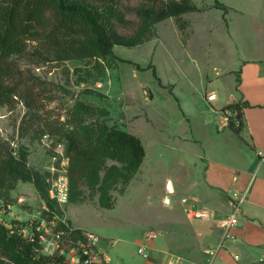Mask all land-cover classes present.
<instances>
[{
  "label": "rangeland",
  "instance_id": "1",
  "mask_svg": "<svg viewBox=\"0 0 264 264\" xmlns=\"http://www.w3.org/2000/svg\"><path fill=\"white\" fill-rule=\"evenodd\" d=\"M122 1L125 20L117 27L122 34L133 35L140 27L135 9L144 0ZM192 1L205 11L182 15L190 22L186 35L169 17L153 25L147 42L115 46V57L106 60L71 57L58 62L52 56L40 60L33 45L14 58L24 75L38 76L52 85L57 99L47 109L55 111L53 118L65 121L79 101L106 108L108 124L141 138L145 159L125 192H120L121 185L112 190L113 209H102L97 189L86 185L80 187V201L64 209L55 202L47 205L32 182L17 180L0 198L7 226L59 217L72 229L98 234L100 249L107 252L111 264H168L167 253L176 256L178 264H191L187 256L197 222L186 218L180 201L198 196L196 183L202 179V153L191 141V130L197 139L210 144L212 105L238 96V75L230 70H238L242 60L255 57V0ZM217 2L227 10L216 7ZM149 65H154L159 80L152 69L145 68ZM212 90L219 93V100L208 102L205 94ZM40 116L47 117L24 102L2 107L0 142L17 158L25 153L28 168L43 175L49 190L50 168L65 141L48 134ZM82 117L86 123L104 121L98 115ZM25 127L29 133L21 136ZM112 164L116 163L108 161L107 165ZM168 181L174 182L176 191L169 190ZM145 241L152 249L147 256L138 251ZM0 264H13L1 250Z\"/></svg>",
  "mask_w": 264,
  "mask_h": 264
},
{
  "label": "trees",
  "instance_id": "2",
  "mask_svg": "<svg viewBox=\"0 0 264 264\" xmlns=\"http://www.w3.org/2000/svg\"><path fill=\"white\" fill-rule=\"evenodd\" d=\"M122 4V0H0V109L24 102L30 109L43 111L47 117L39 118L47 133L64 139L70 158L69 203L80 201V187L86 185L97 189L102 209H113L116 199L112 190L121 185L120 192H125L139 172L145 159L141 138L108 124V109L82 101L68 111L65 121L53 118L55 111L47 109V104L57 99L52 85L38 76L24 75L15 66L14 58L23 56L33 45L40 60H48L50 56L58 62L71 57L106 60L115 57V46L135 47L147 42L153 25L169 17L174 18L186 35L190 22L182 15L205 11L192 0L166 3L144 0L143 6L135 9L139 30L133 35H124L117 27V23L125 20ZM216 7L227 10L218 2ZM145 68L152 69L159 80L154 65ZM245 106L237 102L222 108L232 110L241 118L240 125L235 117L230 118L229 126L236 133L243 130ZM85 113L101 116L104 121L86 123L82 117ZM28 133V127L21 130V136ZM108 161L116 164L108 166ZM17 180L32 182L47 205L56 203L50 199L43 175L28 168L26 154L17 158L0 142V198ZM15 225L7 227L0 223V250L13 264H68L64 256L42 253L38 239L30 241L21 236L15 231ZM69 231L73 241L83 237L82 229L69 227ZM80 264H86V259Z\"/></svg>",
  "mask_w": 264,
  "mask_h": 264
},
{
  "label": "crops",
  "instance_id": "3",
  "mask_svg": "<svg viewBox=\"0 0 264 264\" xmlns=\"http://www.w3.org/2000/svg\"><path fill=\"white\" fill-rule=\"evenodd\" d=\"M230 71L238 75V96L217 107L212 105L210 144L197 139L191 130V141L198 144L202 153L199 156L202 179L196 183L198 196L180 201L186 218L190 208L207 210L211 216L209 220L188 219L197 222L193 227L192 252L184 255L191 264L209 262L207 248L222 238L218 221L232 212L233 196L244 192L238 224L213 264H264V0H255V57L242 60L238 70ZM212 91L205 94L208 102L213 93L215 100H219V93ZM237 102L246 105L243 130L236 133L230 126L220 129L218 112ZM172 188L175 190L173 181ZM149 248L148 252L152 250ZM166 260L168 264L179 263L171 253H167Z\"/></svg>",
  "mask_w": 264,
  "mask_h": 264
},
{
  "label": "built area",
  "instance_id": "4",
  "mask_svg": "<svg viewBox=\"0 0 264 264\" xmlns=\"http://www.w3.org/2000/svg\"><path fill=\"white\" fill-rule=\"evenodd\" d=\"M218 114L221 120L220 129L228 127L230 118L235 117V112L230 109H221ZM63 147L64 145L58 147V156L54 157V162L50 168L52 181L49 189L50 198L56 201L61 209H64L69 204L70 191L68 173L70 158ZM245 196L246 192L236 193L232 200V212L228 217L218 221L217 226L222 231V238L216 245L207 248L206 254L209 257L207 264H213L219 252L224 249L225 242L231 238V231L237 226L241 216L242 203ZM4 213L5 207L2 206L0 207V223L7 226L4 221ZM186 214L191 221L211 219L209 211L203 209L190 208L186 211ZM15 226V231L28 240L33 241L37 238L42 247L40 249L42 253L64 256L68 264H80L82 259H86V264L87 261H89V264H111V259L107 252L100 249L101 237L98 234L92 231L84 232L81 239L73 241L70 236V226L65 221H61L59 217H55L51 221L45 219L31 221L26 225L18 223ZM115 244V241L111 242L112 246ZM149 244V241L143 242L139 247V253L147 256Z\"/></svg>",
  "mask_w": 264,
  "mask_h": 264
},
{
  "label": "water",
  "instance_id": "5",
  "mask_svg": "<svg viewBox=\"0 0 264 264\" xmlns=\"http://www.w3.org/2000/svg\"><path fill=\"white\" fill-rule=\"evenodd\" d=\"M215 97H216V95L213 93V94L210 96V99H214ZM235 120L237 121V125H240L241 118H240L238 115L235 116ZM169 183H171V181H168V184H169ZM169 190L172 191L173 189H172L171 187H169ZM165 200H166V203H169V202H170V200H169L168 197H166ZM87 264H89V261H87Z\"/></svg>",
  "mask_w": 264,
  "mask_h": 264
},
{
  "label": "bare ground",
  "instance_id": "6",
  "mask_svg": "<svg viewBox=\"0 0 264 264\" xmlns=\"http://www.w3.org/2000/svg\"><path fill=\"white\" fill-rule=\"evenodd\" d=\"M168 187H171V188H172V183H169V184H168ZM172 189H173V188H172Z\"/></svg>",
  "mask_w": 264,
  "mask_h": 264
}]
</instances>
